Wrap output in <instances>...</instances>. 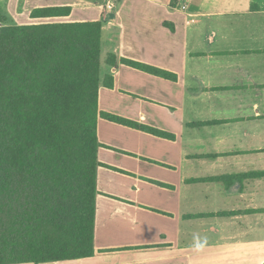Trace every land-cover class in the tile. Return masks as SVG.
<instances>
[{
  "label": "crops",
  "instance_id": "0c3cea01",
  "mask_svg": "<svg viewBox=\"0 0 264 264\" xmlns=\"http://www.w3.org/2000/svg\"><path fill=\"white\" fill-rule=\"evenodd\" d=\"M0 13L100 21L98 111L130 123L97 121L94 255L41 264H264V0H0Z\"/></svg>",
  "mask_w": 264,
  "mask_h": 264
},
{
  "label": "trees",
  "instance_id": "16d2710c",
  "mask_svg": "<svg viewBox=\"0 0 264 264\" xmlns=\"http://www.w3.org/2000/svg\"><path fill=\"white\" fill-rule=\"evenodd\" d=\"M70 13L71 7H47L30 17ZM6 21L0 13V264L92 257L96 174L104 166L97 158V121L130 125L98 111L102 23ZM116 62L107 55L106 65ZM103 85L112 88V77Z\"/></svg>",
  "mask_w": 264,
  "mask_h": 264
},
{
  "label": "built area",
  "instance_id": "2783aa9c",
  "mask_svg": "<svg viewBox=\"0 0 264 264\" xmlns=\"http://www.w3.org/2000/svg\"><path fill=\"white\" fill-rule=\"evenodd\" d=\"M112 8H113V4L110 3V4L107 6V9H108V10H111ZM182 9L185 10V7H183Z\"/></svg>",
  "mask_w": 264,
  "mask_h": 264
},
{
  "label": "rangeland",
  "instance_id": "374dc122",
  "mask_svg": "<svg viewBox=\"0 0 264 264\" xmlns=\"http://www.w3.org/2000/svg\"><path fill=\"white\" fill-rule=\"evenodd\" d=\"M3 13V12H2ZM9 19V18H8ZM12 25V24H11Z\"/></svg>",
  "mask_w": 264,
  "mask_h": 264
}]
</instances>
